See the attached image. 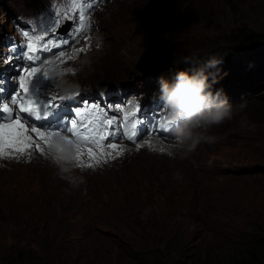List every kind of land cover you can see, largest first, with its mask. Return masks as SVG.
<instances>
[{"label":"rangeland","instance_id":"374dc122","mask_svg":"<svg viewBox=\"0 0 264 264\" xmlns=\"http://www.w3.org/2000/svg\"><path fill=\"white\" fill-rule=\"evenodd\" d=\"M100 1L88 13L84 36L76 37L75 47L67 49L63 59L51 56L44 64L33 66L52 75L48 77L54 86L40 72L36 74L41 76L37 83L45 94L52 90L53 96L67 100L70 92L61 91L58 85L68 81L77 86V94L84 92L82 98L96 97V89L97 97H109L106 88L111 87L109 91L125 95L124 101L138 100L144 96L136 92L154 89L162 73L169 79L174 71L206 66L210 59L227 63L238 45L232 39L241 32L254 30L259 36L243 42L245 46L254 45V49L242 51L238 57H248L253 64L254 54H264V0ZM51 5L60 24L72 20V28L76 17L70 14L69 19L66 13L75 11L71 0H0V30H7L8 39L23 41L9 14L23 19L36 17L48 12ZM155 44L171 47L169 72L139 64L144 51ZM81 48L85 51L78 52ZM224 48L233 50L232 57ZM10 54L8 46H0V70H11L8 78L12 81L19 72L14 57L9 59ZM74 54V59H68ZM226 56L230 58L225 60ZM62 66L66 67L61 70ZM260 68L264 72V55ZM254 75L262 78L246 82L238 78L243 82L232 80L219 86L218 90L222 89L234 106L247 101V109L233 118L234 129H212L218 138L229 135L228 145L201 144L186 158L179 154L175 158L169 156L172 140L166 139L163 142L168 149L153 151L155 155L148 157L116 155V149L111 147L101 151L112 153L114 159L100 156V150L94 154L81 151L74 169L77 177H85L79 187L61 178L58 169L45 158L46 143L35 134L32 138L36 143L22 155L12 150L3 154L0 143V218L11 220L0 227V264H7L8 255L27 247L37 249L45 264H117L118 255L122 258L118 262L127 263L126 251L145 239L136 224L134 228L133 217L120 227L114 222L104 223L98 200L109 202L133 189L144 191L140 197L143 201L135 207L140 215L134 220L148 217L155 222L146 239L157 243L163 239V245L188 239L204 254L222 248L239 249L256 226H264V75ZM76 98L81 99V95ZM152 103L159 107L162 101L154 98ZM242 117L247 118L245 127L240 125ZM146 137L124 144L140 148L149 138ZM197 156L205 159V168L193 163ZM87 158L89 161L85 162ZM97 159L102 162L97 163ZM125 167L133 170L123 174ZM100 189L98 197L96 192ZM31 194L39 198L38 205L37 200L26 202ZM148 197L156 203L151 205ZM14 214L18 216L16 225L12 223Z\"/></svg>","mask_w":264,"mask_h":264},{"label":"snow or ice","instance_id":"6c2138e0","mask_svg":"<svg viewBox=\"0 0 264 264\" xmlns=\"http://www.w3.org/2000/svg\"><path fill=\"white\" fill-rule=\"evenodd\" d=\"M85 4H91V0H85ZM72 6L76 7L75 4ZM67 18H71L70 14ZM53 20L54 22L50 27H46L43 30L40 29V34L29 36V32L24 31L22 34L28 37L30 42L27 45H22L18 49L15 47L12 48V52L18 57V60L25 61L26 58L27 62L18 65L17 71L19 72V75L12 77V81L18 85L16 91L9 100L11 105L16 106L15 110L9 106V103L3 102L0 104V121H8L6 123H0V143H2L3 154H7V149L9 148L15 149L17 154H24L27 148L35 143L29 133L36 134L40 140L46 143L47 148L50 146L52 139L56 136L62 135L69 143L74 142L76 147L75 160L80 158L82 146H88L89 152L93 146L97 149L103 148V141L108 139V137L102 135L105 124L112 126L109 133L110 137L117 138V134L118 138L122 139L125 137L123 128L115 123L112 117H107L106 121L101 122L96 128H91L86 122H80L81 127L78 128V112L76 109H72L73 116L71 118H65L64 126L56 130L41 127L43 123L49 121L54 114H56L57 110L60 109L63 104L54 103L56 97L52 95V90L47 94L49 98L46 100L41 99L32 91L31 95L36 99H28V85H32V78L37 77V72H40L45 79L51 80L48 77L47 72H41L40 69L33 67L32 64L36 62L37 56L41 57L39 63L44 64L47 61L48 54L63 59L66 50L76 43V35L79 34L80 36H84L85 34L83 20L79 13L76 16L73 27L69 29L66 37L57 32V29L60 27V20L56 18L55 14ZM54 48L57 49L58 52H54ZM77 51L83 52L85 49L81 48ZM74 58L75 54L68 57V59ZM9 59H11V54ZM69 71H71V69H69ZM21 73L27 75V80L24 75H21ZM0 83L4 82L0 81ZM3 90V88H0V92ZM21 92H23V96H21ZM60 100L63 101L64 97H60ZM136 108L138 109L139 105H136ZM13 113H15V115H13ZM115 115H119V113H115ZM132 115H135V113H132ZM125 119H127V116H125ZM27 123L31 124L30 128L25 127ZM150 124L156 129H159L161 134L168 133L171 135L172 133L170 123L166 120L165 116L162 122L160 120H155L151 121ZM132 126L135 128V123H133ZM41 129H45V131H41ZM135 135L136 133L134 132L132 135L127 136V138L131 141L135 138ZM148 143L150 144V142ZM37 147L39 148V145H37ZM109 147L114 149L117 145L112 144L111 140H109ZM39 150L41 152L44 151L43 148H39ZM120 154H122V152L116 153V155ZM99 155H110L113 159L115 158L112 153L105 154L102 151ZM96 162L100 163L101 160L97 159ZM91 166L92 165L90 164L89 167Z\"/></svg>","mask_w":264,"mask_h":264},{"label":"clouds","instance_id":"9594fccd","mask_svg":"<svg viewBox=\"0 0 264 264\" xmlns=\"http://www.w3.org/2000/svg\"><path fill=\"white\" fill-rule=\"evenodd\" d=\"M217 65L218 61L210 59L206 67L193 71L180 70L172 80L163 73L159 76V99L174 135L169 156L175 158L179 154L181 158H186L201 144H216L219 138L211 130L233 120L234 116L245 110L247 101L234 106L222 89L214 88L215 81H210L207 69ZM58 87L61 91L71 92L77 86L61 81ZM247 123V118L242 117L241 127L247 126ZM75 153L74 142L69 143L61 135L52 139L44 155L58 169L61 178L68 179L73 187H79L85 183V178L77 177L74 173Z\"/></svg>","mask_w":264,"mask_h":264},{"label":"trees","instance_id":"16d2710c","mask_svg":"<svg viewBox=\"0 0 264 264\" xmlns=\"http://www.w3.org/2000/svg\"><path fill=\"white\" fill-rule=\"evenodd\" d=\"M17 15L9 14L11 21H14ZM241 33V35L232 39L233 43H237V47L241 48L239 50L236 49L237 47L235 48L234 56L239 55L242 51H250L248 49L250 47L245 46L243 42L248 43L259 36L254 30ZM6 34L7 30L5 28L0 30V46L7 47ZM261 40H264V38H261ZM226 50L231 57L234 53L233 50ZM220 56L222 55L220 54ZM229 56H226V58H229ZM100 193L101 189L96 192L98 197ZM142 195H144V191L133 189L126 195L111 198L109 202L98 200L99 213L104 223L114 222L116 227H120L125 223H129L133 217L134 228L137 225L142 238L145 239L142 243H136L126 251L127 263L118 262L122 260L118 255L117 264H264V226H256L254 228L255 232L245 238L239 249L224 250L222 248L217 252L207 251L205 254L200 247L193 246L188 239L183 238V241L177 243L165 242L164 245L163 239L159 243L155 239H146L151 235L148 233V229L153 227L155 222L148 217L134 220L140 215L135 211V207L140 206V202L143 201L140 199ZM151 195L153 194L149 196ZM33 200H37L35 204L38 205L39 198L32 194L26 199V202L34 203ZM148 202L151 205L156 203L150 197H148ZM17 218L16 214L12 217V223L15 225ZM10 221L9 219L0 218V227L5 223H10ZM149 223H151V226H149ZM6 261L7 264H45L40 258L38 250L29 247L16 250L7 256Z\"/></svg>","mask_w":264,"mask_h":264},{"label":"bare ground","instance_id":"6f19581e","mask_svg":"<svg viewBox=\"0 0 264 264\" xmlns=\"http://www.w3.org/2000/svg\"><path fill=\"white\" fill-rule=\"evenodd\" d=\"M66 10V9H65ZM67 11V10H66ZM64 13V12H63ZM75 15V14H74ZM73 15V16H74ZM61 17V16H60ZM8 39V38H7ZM75 47V45L73 44L72 45V47ZM252 46H254V45H251V46H248V47H250V48H248V49H250V51H252V49H254V48H251ZM255 46H258L259 47V45H256L255 44ZM257 50V49H256ZM250 51H244L245 53H248V52H250ZM241 55V53L239 54V55H236V56H231L232 58H230V60H228L229 58H224L225 60H228L227 61V63H219L215 68H209V69H207V71L209 72V74H210V81H216V83H218V84H214V88L216 89V90H218L219 89V86H221V85H223V84H225L227 81H232V80H237L238 82H243V80H241V79H238V78H242V79H244L245 80V82H246V80H250V79H252V78H262V76H259V77H257L256 75H254V73H258V74H261V75H264V72L262 71V69L260 68V60H262V57H263V55L264 54H262V55H257V54H254L253 56H255V60H254V63L252 64L251 62H248V57L246 58H243V57H238V56H240ZM257 57V58H256ZM234 59V60H233ZM12 63V62H11ZM15 66V65H14ZM52 66V65H51ZM67 66V65H66ZM66 66H62L61 67V70L63 69V68H65ZM203 67H206V66H202V65H198L196 68H194V69H190V71H193V70H195V69H199V68H203ZM170 68H171V66L170 67H167V68H162V69H158V70H166L167 72H169L170 71ZM15 69V68H14ZM53 70V69H52ZM1 71V70H0ZM55 71V70H54ZM176 72H178V71H174V73H173V75L172 74H170L171 76H168L169 77V80H172L173 79V77H174V75H175V73ZM52 73V72H51ZM56 73V72H55ZM157 75V74H156ZM216 75H219V77L216 79ZM242 75H245V76H242ZM48 76H52L50 73L48 74ZM158 77V76H157ZM156 77V78H157ZM53 78V77H52ZM81 81V80H80ZM52 82V81H51ZM55 83H57V82H55ZM36 84H37V87L35 88V92H37L38 93V96L41 98V99H43L41 96H44V95H47V94H45L44 92H43V90L41 89V87L38 85V83H37V81H36ZM53 84V83H52ZM155 84V83H154ZM155 88L154 89H148V90H144V91H138V92H136V93H139V94H143V96H144V102H145V104L144 105H146V106H149L151 103H152V101L154 100V98H159V85H158V82L155 84ZM53 87V86H52ZM56 87V86H55ZM45 88V87H44ZM54 88V87H53ZM111 87H108V88H106V91H108L109 92V89H110ZM111 89H113V88H111ZM133 90H135V89H133ZM84 91V90H83ZM96 91H97V89H96ZM96 91H95V96L97 97V95H96ZM99 91V90H98ZM98 91H97V93H98ZM132 91V90H131ZM64 92V91H63ZM114 92V91H113ZM130 92V91H129ZM60 93H62V92H60ZM59 92H58V94H60ZM77 93H80V91H76V90H74V91H71L70 92V94L71 95H74V96H76V97H79V94H77ZM94 95V94H93ZM111 95H114L113 96V98H115L116 100H120V101H124L125 99H126V97H125V95L124 94H122V93H113V94H111ZM115 95H117V96H115ZM119 95H122V96H119ZM157 95V96H156ZM48 96V95H47ZM74 96H71V97H69L68 99L70 100V101H72V100H76L77 98L75 97L74 98ZM133 96V95H132ZM56 98H59V97H57L56 96ZM130 98V97H129ZM133 98V97H132ZM141 98V99H142ZM142 99V100H143ZM159 101V100H158ZM10 107H12L13 109H15L16 108V106L15 105H11L10 104ZM247 109V108H246ZM130 109H128L127 108V111H129ZM249 110V109H248ZM101 122H104L103 120H100L99 122H98V124L97 125H99V124H101ZM234 124H236V122H234L233 120H231V121H227V122H225L223 125H221V126H219L220 128H225V129H227V130H232V129H234L233 128V125ZM25 127H27V128H30L31 126L30 125H28V126H25ZM224 129V130H225ZM153 130H154V128L150 125V126H148V132H149V134L147 135V137L146 138H148L147 140H146V143H142L141 144V146H140V148H139V146H137V147H135L134 145H131L130 144V146L129 145H127V144H124V142H127V143H137L139 140H137L136 142H133V141H130V140H126V137H124V138H118V134H117V138H113V137H110L109 136V140H111V143L112 144H115V145H117V147L115 148L116 149V151L117 152H122V154L123 153H128V154H132V155H136V157H141V156H151V155H155L154 153H153V151H156L157 153L158 152H160L159 150L161 149V148H165V149H168L167 147H166V143L165 142H163V141H166V140H163V139H160V137L159 136H157L156 134H152V132H153ZM111 131V130H110ZM212 131V130H211ZM32 134H34V133H29V135H31L32 136ZM233 134V133H232ZM231 134V135H232ZM36 135V134H35ZM149 135H152V136H149ZM153 135H155V136H153ZM38 138V137H37ZM35 140V139H34ZM40 140V139H39ZM39 140H37V141H39ZM143 140V139H142ZM145 140V139H144ZM162 140V141H161ZM120 141H123V143H121ZM229 141V135L228 136H223V137H220L219 138V140H218V142L217 143H219V144H224V145H228V144H226V142H228ZM231 141H232V139H231ZM42 142V141H41ZM40 142V143H41ZM117 142V143H116ZM144 142V141H143ZM148 142H150V144L148 143ZM36 143V142H35ZM2 144V143H1ZM171 143L169 142V145H170ZM137 145H140V144H137ZM217 146V145H216ZM219 146V145H218ZM106 147H109V142L106 144V146L104 147V148H102V149H104L105 150V148ZM225 148V147H224ZM109 149V148H108ZM13 151V152H15V149H13V148H10V149H8L7 151ZM100 150V152H101V149H97L96 147H94V149H91L90 151L94 154L95 152H97V151H99ZM110 150V149H109ZM3 151V150H2ZM81 151L82 152H85V151H89V149H87L85 146H82V149H81ZM220 152V151H219ZM225 152V151H224ZM106 153V152H105ZM199 153V152H198ZM85 154V153H84ZM87 154H90V153H87ZM83 155V154H82ZM91 155V154H90ZM197 155V154H196ZM201 155V154H200ZM85 156V155H84ZM179 156V155H178ZM202 156V155H201ZM90 157V156H89ZM84 159H85V157H83ZM83 158H81V159H83ZM118 160V159H117ZM209 160V159H208ZM211 160V159H210ZM225 160V159H224ZM82 161V160H81ZM84 161V160H83ZM86 161H89V159L87 158V160H85V162ZM102 162V161H101ZM110 162V161H109ZM113 162V161H112ZM140 162V161H139ZM210 162V161H209ZM89 163V162H88ZM95 163V162H94ZM108 163V162H107ZM114 163V162H113ZM177 163V162H176ZM193 163H195V164H199V165H201L203 168H205V164H206V161H205V159L203 158V157H196V158H194V160H193ZM79 164H80V162H79ZM78 164V165H79ZM104 164V163H103ZM117 164V163H116ZM115 164V165H116ZM121 164V163H120ZM141 164V163H140ZM95 165V164H94ZM108 165V164H107ZM142 165V164H141ZM253 165V164H252ZM99 166V165H98ZM105 166V165H104ZM143 166V165H142ZM167 166V165H166ZM106 167V166H105ZM114 167V166H113ZM87 168H88V165L86 166L85 165V169L87 170ZM82 169V168H81ZM85 169H83V170H85ZM90 169V168H89ZM110 169V168H109ZM171 169V168H170ZM100 170H103V169H100ZM131 170H133V168H127V167H125L124 168V170H123V174H125L126 173V171H131ZM78 171V170H77ZM88 171V170H87ZM78 172H82L81 170H79ZM89 172V171H88ZM97 172H99V171H96V173ZM101 172V171H100ZM76 173V172H75ZM83 173H85V172H83ZM91 173V172H90ZM93 173V172H92ZM95 173V172H94ZM82 174V173H81ZM97 174H99V173H97ZM82 175H84V174H82ZM94 175V174H93ZM77 176V175H76ZM256 176V175H255ZM85 178V177H84ZM250 179V178H249ZM130 180H133V178H131ZM220 200V199H219ZM222 202V201H221ZM207 208H209V205H208V207ZM204 215V214H203ZM93 222V221H92Z\"/></svg>","mask_w":264,"mask_h":264},{"label":"water","instance_id":"95a60500","mask_svg":"<svg viewBox=\"0 0 264 264\" xmlns=\"http://www.w3.org/2000/svg\"><path fill=\"white\" fill-rule=\"evenodd\" d=\"M173 58L171 47L155 44L147 48L141 56L140 65L150 64L156 69L170 67L168 63ZM83 97L84 92L81 93Z\"/></svg>","mask_w":264,"mask_h":264}]
</instances>
